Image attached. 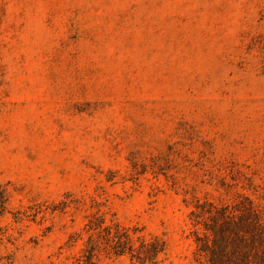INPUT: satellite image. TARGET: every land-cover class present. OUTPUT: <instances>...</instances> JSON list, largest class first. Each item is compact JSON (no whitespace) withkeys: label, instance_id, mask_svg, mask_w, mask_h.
I'll return each mask as SVG.
<instances>
[{"label":"rangeland","instance_id":"obj_1","mask_svg":"<svg viewBox=\"0 0 264 264\" xmlns=\"http://www.w3.org/2000/svg\"><path fill=\"white\" fill-rule=\"evenodd\" d=\"M98 216L264 264V0H0V264H74Z\"/></svg>","mask_w":264,"mask_h":264},{"label":"trees","instance_id":"obj_2","mask_svg":"<svg viewBox=\"0 0 264 264\" xmlns=\"http://www.w3.org/2000/svg\"><path fill=\"white\" fill-rule=\"evenodd\" d=\"M83 230L87 237L85 248L75 257L74 264H101L103 255L113 258L127 254L135 264H157L159 256L165 251L162 239H148L138 234L139 230L124 228L117 222L107 224L103 216L91 219ZM239 238V248L246 244V249L252 247V243L246 241L243 236ZM246 249L242 251V261L243 264H250Z\"/></svg>","mask_w":264,"mask_h":264}]
</instances>
